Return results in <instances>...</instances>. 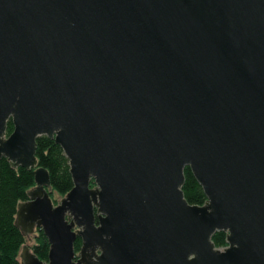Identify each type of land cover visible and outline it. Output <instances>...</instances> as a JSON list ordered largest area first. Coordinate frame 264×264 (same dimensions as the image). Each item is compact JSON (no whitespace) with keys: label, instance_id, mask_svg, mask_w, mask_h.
<instances>
[{"label":"water","instance_id":"1","mask_svg":"<svg viewBox=\"0 0 264 264\" xmlns=\"http://www.w3.org/2000/svg\"><path fill=\"white\" fill-rule=\"evenodd\" d=\"M2 157L34 169L14 223L49 242L22 264H264V0H0Z\"/></svg>","mask_w":264,"mask_h":264},{"label":"trees","instance_id":"2","mask_svg":"<svg viewBox=\"0 0 264 264\" xmlns=\"http://www.w3.org/2000/svg\"><path fill=\"white\" fill-rule=\"evenodd\" d=\"M13 129L11 119L7 122V132ZM36 158L38 165L44 167L48 174L52 190L64 195L72 187L68 158L61 146L54 139L41 134L36 137ZM185 180L182 185L185 198L190 203H203L206 196L202 187L195 179L190 168L184 167ZM93 185V180L90 181ZM35 186L34 169L23 166L12 167L5 157L0 159V264H22L19 252L21 244L27 243L38 258L47 259L49 242L41 227L36 226L35 235L27 241V235L22 233L14 223L17 202L27 199V190ZM51 194V192H50ZM226 232L217 230L212 235L216 246L226 244ZM81 239L76 237L74 249L80 247Z\"/></svg>","mask_w":264,"mask_h":264},{"label":"rangeland","instance_id":"3","mask_svg":"<svg viewBox=\"0 0 264 264\" xmlns=\"http://www.w3.org/2000/svg\"><path fill=\"white\" fill-rule=\"evenodd\" d=\"M51 197H52L54 203H56L59 200L57 198H60L61 195L58 192H56L55 190H52L51 191Z\"/></svg>","mask_w":264,"mask_h":264}]
</instances>
